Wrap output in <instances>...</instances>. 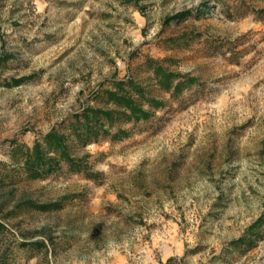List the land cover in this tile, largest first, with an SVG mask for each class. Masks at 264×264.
Here are the masks:
<instances>
[{"label": "rangeland", "instance_id": "obj_1", "mask_svg": "<svg viewBox=\"0 0 264 264\" xmlns=\"http://www.w3.org/2000/svg\"><path fill=\"white\" fill-rule=\"evenodd\" d=\"M147 57L197 83L173 94ZM131 78L164 106L75 148L96 179L27 176L12 143ZM263 216L264 0H0V264H264Z\"/></svg>", "mask_w": 264, "mask_h": 264}, {"label": "trees", "instance_id": "obj_2", "mask_svg": "<svg viewBox=\"0 0 264 264\" xmlns=\"http://www.w3.org/2000/svg\"><path fill=\"white\" fill-rule=\"evenodd\" d=\"M186 14L180 13L169 21ZM163 61L147 57L146 66L152 77L166 90L180 94L185 88L197 83L194 77L171 72L162 65ZM99 94L103 97L102 107H85L52 128L36 140L33 146L12 143V155L18 157L30 179H45L65 167L71 174L85 173L87 178L96 179L98 174L91 169L88 156L78 157L75 148H84L106 139L122 141L130 136V132L123 126L147 121L156 110L164 106L161 100L151 97L142 84L132 78L116 80L110 88L103 89ZM25 205L44 213L64 208L61 201L48 204L29 201ZM260 224L264 226V216L252 228L258 230ZM244 241L245 238H241L233 243ZM174 263H177L176 258L169 259L168 264Z\"/></svg>", "mask_w": 264, "mask_h": 264}]
</instances>
